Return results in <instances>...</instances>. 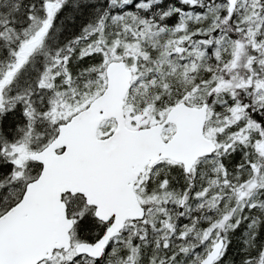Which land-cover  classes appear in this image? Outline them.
<instances>
[{
    "label": "snow or ice",
    "instance_id": "obj_1",
    "mask_svg": "<svg viewBox=\"0 0 264 264\" xmlns=\"http://www.w3.org/2000/svg\"><path fill=\"white\" fill-rule=\"evenodd\" d=\"M0 264H264V0H0Z\"/></svg>",
    "mask_w": 264,
    "mask_h": 264
}]
</instances>
